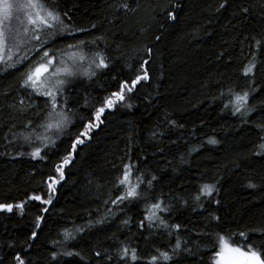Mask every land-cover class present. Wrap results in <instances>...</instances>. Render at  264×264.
<instances>
[{
    "label": "trees",
    "instance_id": "trees-1",
    "mask_svg": "<svg viewBox=\"0 0 264 264\" xmlns=\"http://www.w3.org/2000/svg\"><path fill=\"white\" fill-rule=\"evenodd\" d=\"M137 2L140 7L135 13L117 19L109 8L112 0H66V6L73 9L77 22L85 26L97 25L92 31L104 38L100 50L113 60L115 69L107 75L100 73L91 81L78 83L75 97L79 99L77 108L80 111H87L80 108L85 97L92 101L115 89L117 81L112 75L121 73L131 77L129 65L134 67L139 63L137 53L143 55L145 45L154 48V57L150 66L151 80L138 86L131 101L133 107H119L112 113L102 129L94 133L92 140L86 141L72 164L65 169V179L58 186L50 214L33 250L36 264H47L43 259L46 250L54 240L60 239L58 233L64 228H87L90 221L94 223L105 215L107 208L113 207L111 203L106 206L103 201L114 196L112 183L122 162H127L129 150L132 162L141 171L157 176L148 194V202L122 205L116 210L114 219L86 231L83 243L113 245L114 241L109 237L114 236L145 250L156 246L153 241L166 245L165 236L159 233L149 235L145 231L142 237L138 229L146 214L145 208L159 200L172 206L169 213L160 215L166 216L169 223H180L193 229L191 236H194L195 230L203 231L208 211H193L192 207L183 206V200L192 204L201 183L217 180L219 194L216 199L220 204H205V208L220 217V230L235 234L264 221V189L245 187L249 179L264 183L261 179L264 162L251 155L252 146L258 139L254 124L260 117L254 112L248 117L250 123H243L239 116H233L230 110L223 108L229 98L220 96L221 91L226 93L230 85L238 83L242 34L260 29L262 10L258 0H244L245 6L253 5L247 22L233 15L236 0L220 12L215 11L220 0H180L184 6L180 20L174 28L162 34L160 42L153 38L158 24L152 21V9L156 8L159 13L165 0ZM21 80L22 74L15 71L0 76V137L7 134L11 138L9 128L13 132H26L23 125L29 119H38L35 109L24 114L17 110L20 99L26 104L30 102L19 88ZM256 81L257 86H264V70L257 73ZM256 96L259 97L256 101L258 107H264L260 104L264 94L258 92ZM34 99L38 104L42 100L40 97ZM13 104L17 107L12 108ZM173 120L178 127H171ZM70 131L75 134L74 130ZM153 131L158 134L155 138H152ZM209 138H215L218 143L207 144ZM67 139L64 138V147L59 149L61 155L65 154ZM6 143L0 138V202H19L42 186L47 175L51 174L52 160L59 162V156L56 155L57 149H45L51 160L34 161L27 155L12 159L19 151L27 153L31 148L20 149L22 141L5 148L2 145ZM194 148L199 151H193ZM33 215L34 212L28 219L21 220L0 214V244L15 240L28 231ZM124 219L130 220L128 226L123 224ZM214 226L216 221L209 225L213 231ZM182 233L184 238H191L183 229ZM201 239L207 240V237ZM240 239L237 235L236 240ZM212 259L210 241L202 245L195 256L182 258L183 264H211Z\"/></svg>",
    "mask_w": 264,
    "mask_h": 264
},
{
    "label": "snow or ice",
    "instance_id": "snow-or-ice-1",
    "mask_svg": "<svg viewBox=\"0 0 264 264\" xmlns=\"http://www.w3.org/2000/svg\"><path fill=\"white\" fill-rule=\"evenodd\" d=\"M258 2L262 10L260 29L255 33L242 34L238 83L236 86L230 85L226 93L221 91L220 96L229 98L223 108L230 110L233 116H239L245 124L250 123L248 117L254 112L258 114L260 119L254 124L258 139L252 146L251 155L264 162V107H258L256 103L259 99L256 93L264 94V86H257L256 81L257 73L264 70V0ZM232 3L233 0H220L215 11L225 10ZM139 7L137 0H112L109 4L117 19L135 13ZM183 7L180 0H165L159 13L156 8L152 9V21L158 24V31L153 37L155 42H160L162 34L179 22ZM252 10L253 5L245 6L244 0H236L233 15L247 22ZM96 27L95 23L85 26L77 22L73 9L66 6V0H0V76L13 71L22 74L19 88L30 102L26 104L24 99H20L17 110L24 114L35 109L38 118L35 121L29 119L23 125L26 132H13L9 128L12 136L10 138L5 134L0 137L7 141L2 146L7 148L8 144L16 145L17 141H22L20 149L31 148L27 153L19 151L12 159L27 155L34 161L51 160L45 149H57L56 155L59 156V162L52 160L51 174L47 175L38 190L26 194L19 202H0V214L25 220L35 213L27 226L28 231L15 240L0 244V264H36L33 250L46 217L50 214L58 186L65 179V169L72 164L86 141L92 140L94 133L102 129L112 113L119 107H133L131 101L135 98L138 86L151 80L154 48L145 45L143 55L137 53L139 63L134 67L129 65L131 77L122 76L121 73L112 75V79L117 81L115 89L108 90L107 95L92 101L85 97L80 108L87 111H80L77 108L79 99L75 97L78 83L91 81L100 73L107 75L115 71L113 60L100 50L104 38L92 31ZM69 37L72 39L68 40ZM37 54L38 58H34ZM36 97L42 98L39 104L35 102ZM260 104L264 105V100H260ZM11 107L17 106L13 104ZM170 124L173 128L178 127L174 120ZM70 129L74 130V135ZM157 135L155 131L152 132V138ZM65 137H68L67 147L64 148L65 154L61 155L59 149L64 147ZM217 143L215 138L207 140L209 145ZM193 151H199V148ZM126 156L127 162H122L112 183L114 196L103 201L106 206L111 203L113 207L107 208L105 215L94 223L90 221L87 228L78 226L59 232L60 239L54 240L43 257L47 264H183V257L195 256L201 246L209 241L213 253L211 264H264V221L250 225L247 231L225 233L218 227L220 217L205 208V204H220V200L216 199L219 180L201 183L192 198V204L187 199L183 200V206L192 207L193 211H208L202 225L203 231L195 230L194 236H191L193 229L180 223H169L166 216L160 215L169 213L172 206L159 200L145 208L146 214L140 220L138 229L142 237L145 231L149 235L159 233L165 236L168 241L166 245L161 246L153 241L156 246L145 250L114 236L109 237L114 241L113 245L92 244L90 241L83 243L86 231L114 219L116 210L122 205L148 202V194L157 176L141 171L132 162L130 150ZM261 179L264 180V176ZM245 187L251 190L264 189V183L258 184L249 179ZM212 221H216L214 231L209 227ZM123 224L128 226L130 220L124 219ZM182 229L189 233L190 239L184 238ZM237 235L241 238L239 241L236 240ZM203 237H207V240L201 239Z\"/></svg>",
    "mask_w": 264,
    "mask_h": 264
},
{
    "label": "rangeland",
    "instance_id": "rangeland-1",
    "mask_svg": "<svg viewBox=\"0 0 264 264\" xmlns=\"http://www.w3.org/2000/svg\"><path fill=\"white\" fill-rule=\"evenodd\" d=\"M34 58H38V54H37V56H36V57H34Z\"/></svg>",
    "mask_w": 264,
    "mask_h": 264
}]
</instances>
